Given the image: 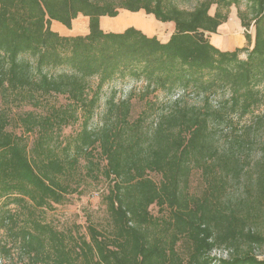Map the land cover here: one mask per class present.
<instances>
[{
  "label": "trees",
  "instance_id": "trees-1",
  "mask_svg": "<svg viewBox=\"0 0 264 264\" xmlns=\"http://www.w3.org/2000/svg\"><path fill=\"white\" fill-rule=\"evenodd\" d=\"M175 1L0 0L2 264H264V0H197L190 9ZM232 6L246 46L221 51L209 35ZM121 11L173 31L165 42L132 26L104 31L100 19ZM79 16L86 34L53 28L71 29ZM118 80L182 96L151 132L141 115L130 119L129 98H109L103 124L90 128L102 88ZM188 91L204 95L203 111L184 105ZM217 93L228 98L213 109ZM53 97L65 102L50 104ZM25 105L34 111L13 120V108ZM223 115L252 122L219 146L211 120ZM255 145L260 153L250 162ZM192 169L205 185L199 195L188 191ZM88 178L110 183L105 222L60 229L48 211L70 204ZM152 206L165 214L152 216Z\"/></svg>",
  "mask_w": 264,
  "mask_h": 264
},
{
  "label": "rangeland",
  "instance_id": "rangeland-1",
  "mask_svg": "<svg viewBox=\"0 0 264 264\" xmlns=\"http://www.w3.org/2000/svg\"><path fill=\"white\" fill-rule=\"evenodd\" d=\"M197 0L180 1L176 0L175 3L178 7L184 9H190ZM240 7L243 9L244 4L242 3ZM236 7L232 6L228 15V20L225 24L220 26L215 34L209 35L210 43L220 49L221 51L233 50L235 48H242L246 46V42L243 37L244 29L241 28L240 22L236 17ZM214 12V6L210 8V13ZM128 12L121 11L119 15L113 19L102 18L100 19V26L104 31H122L126 27H135L148 36H155L162 42L167 41L170 34L173 31V27L169 23H160L156 21L153 17H147L144 13L139 12L138 14H127ZM132 21L131 23H128ZM137 21L142 22L149 28L144 29L142 26L136 24ZM120 23V24H119ZM57 27V28H56ZM53 28L57 30L62 35H83L87 33V19L79 16L71 26V29H66L59 24L53 23ZM146 30V31H145ZM249 33L253 38L254 30L249 29ZM241 58H245V54L240 55ZM177 93L167 94L165 92H154L147 93L146 85L143 81H133V80H123L114 81L102 88L101 97L98 106L95 109L94 116L89 123L90 128H99L103 124V116L106 112V101L113 97L114 102H119L121 100H126L129 98L131 103V113L130 119L134 120L138 116H142L144 119L143 127L147 132H151L152 127L158 122L161 114L165 110H169L175 101V96ZM181 95V93H180ZM179 95V97H180ZM182 96V95H181ZM183 98V103L186 106H193L195 108H200L204 110L205 98L203 94H197L192 91L186 92ZM181 98V99H182ZM227 93H217L211 96L209 103L213 109H217L225 100H227ZM177 99V98H176ZM50 104H63L65 101L62 98L53 97L48 99ZM2 107L0 102V108ZM26 111H34V108L25 105L21 107L13 108V120L17 113H22ZM37 111V110H36ZM259 111L264 112V103L262 104ZM258 113V112H257ZM222 120L213 119L211 120V128L214 129V141L219 146H226L236 139L237 134L241 133L244 128L250 124L252 121L249 117L238 118L237 116H222ZM13 123V122H12ZM14 127V125L12 126ZM79 129V123L69 126L63 130L64 135H70ZM236 131V132H235ZM19 133V130H15ZM244 134V133H243ZM258 134H264V123L263 128L259 127ZM242 137V136H241ZM240 140V139H239ZM259 145H255L249 154L248 150H240L242 153V158L248 157L249 154L251 161H255L260 153ZM251 173L252 170L248 169ZM149 177L155 181L159 182L160 176L154 173L149 174ZM189 188L190 194L199 195L204 190V182L201 177V173L197 169H192L189 178ZM110 183L107 180H93L88 178L81 184L80 192L81 194H73L71 197V203L62 206H57L55 211H48L47 215L51 219L57 222L60 229L68 228L73 224L79 225L84 231L87 222H91L95 226H99L105 222L106 212L105 205L103 203V196L107 193ZM236 185L231 188V192L234 194ZM239 191V190H238ZM150 214L152 216L164 215L165 211L161 214L157 212V207L152 206L150 208ZM1 234V233H0ZM264 254V248L259 251ZM226 256L224 252L214 254L213 257L221 259ZM8 264H13L7 261Z\"/></svg>",
  "mask_w": 264,
  "mask_h": 264
},
{
  "label": "bare ground",
  "instance_id": "bare-ground-1",
  "mask_svg": "<svg viewBox=\"0 0 264 264\" xmlns=\"http://www.w3.org/2000/svg\"><path fill=\"white\" fill-rule=\"evenodd\" d=\"M132 21H130V22H128V23H131ZM120 24V23H119ZM136 24L138 25V26H142L144 29H149L148 27H147V25H144L142 22H140V21H137L136 22ZM146 31V30H145Z\"/></svg>",
  "mask_w": 264,
  "mask_h": 264
},
{
  "label": "built area",
  "instance_id": "built-area-1",
  "mask_svg": "<svg viewBox=\"0 0 264 264\" xmlns=\"http://www.w3.org/2000/svg\"><path fill=\"white\" fill-rule=\"evenodd\" d=\"M180 95V93H177V95L175 96V99L178 98ZM217 253H220V252H214L211 256L213 257L214 254H217ZM225 257V256H224ZM223 258V257H222ZM0 264H2V261L0 260Z\"/></svg>",
  "mask_w": 264,
  "mask_h": 264
},
{
  "label": "crops",
  "instance_id": "crops-1",
  "mask_svg": "<svg viewBox=\"0 0 264 264\" xmlns=\"http://www.w3.org/2000/svg\"><path fill=\"white\" fill-rule=\"evenodd\" d=\"M57 28V27H56Z\"/></svg>",
  "mask_w": 264,
  "mask_h": 264
}]
</instances>
